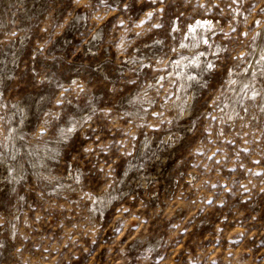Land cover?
I'll use <instances>...</instances> for the list:
<instances>
[{"label":"rangeland","instance_id":"1","mask_svg":"<svg viewBox=\"0 0 264 264\" xmlns=\"http://www.w3.org/2000/svg\"><path fill=\"white\" fill-rule=\"evenodd\" d=\"M0 264H264V0H0Z\"/></svg>","mask_w":264,"mask_h":264},{"label":"snow or ice","instance_id":"2","mask_svg":"<svg viewBox=\"0 0 264 264\" xmlns=\"http://www.w3.org/2000/svg\"><path fill=\"white\" fill-rule=\"evenodd\" d=\"M153 2H155V0H153ZM161 2H163V0H161ZM149 16L151 15V13L148 14ZM155 27H160V25H155ZM183 46V45H182ZM214 66L212 64H208L207 65V69H212ZM68 131H72V129H69Z\"/></svg>","mask_w":264,"mask_h":264}]
</instances>
